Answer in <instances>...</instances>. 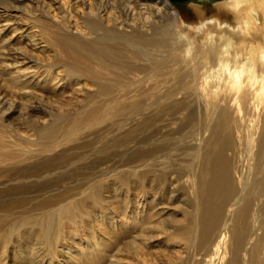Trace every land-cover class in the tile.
Instances as JSON below:
<instances>
[{"label":"bare ground","instance_id":"bare-ground-1","mask_svg":"<svg viewBox=\"0 0 264 264\" xmlns=\"http://www.w3.org/2000/svg\"><path fill=\"white\" fill-rule=\"evenodd\" d=\"M207 2L215 13H226L227 18L212 16L217 19L210 20L211 17L204 19L200 14V24L189 26L168 0H124V3L67 0L66 24L60 28L62 34L48 40L61 66H54L52 72L25 73L18 63L12 64V68L9 64L8 75L13 86L21 87L23 97L41 101L43 96L36 94L44 93L45 87L55 92L66 88V76H72L75 87L91 84L100 94L110 95L105 101L109 108L121 106L114 112L108 109L102 112L110 116L112 123L117 118L124 119L123 124L118 125V132L147 117V183L154 191L153 200H149V204L147 201L149 212L144 221L135 217L132 222L129 220V225L147 229V232L160 226L168 227L179 236V228L183 226L167 221L159 223L162 204L154 207L151 204L159 199L157 190L161 187L160 196L170 201L186 199L188 209L184 213L190 216L191 222L184 241L191 248L181 264H264V0H245L241 11L235 15L229 11L230 5L225 0L190 1L185 5L200 4L193 5L200 12L201 4ZM45 9L50 14L51 7L45 6ZM25 12L29 21L36 18L29 4ZM161 13L169 15L166 23L159 22ZM8 14L7 10L0 13V44L5 40L7 45L6 39L15 42L14 56L27 57L26 48L43 52L38 34L16 26L12 23L13 15ZM77 17L76 21H83L88 33L80 31L79 26H72L71 21ZM91 36L95 38L90 39ZM142 58L151 62L144 79L147 86L133 88L127 83V76L137 71L131 63ZM28 60L41 66L42 62L34 57ZM96 67L124 80L123 83L104 84L95 74ZM60 68L64 76L57 72ZM119 91L122 95L117 93ZM146 92L147 105L124 102L145 96ZM15 106L13 99L7 100L0 93V113L16 111ZM23 111H28V106L23 107ZM37 111L32 108L22 115L27 125L34 124L29 128L35 132L37 120H33L31 113ZM95 113L99 111L87 115ZM129 129L120 139L97 141L91 152L100 153L108 144L128 140L131 138L127 134ZM22 134L19 137L23 146L37 144V140ZM21 144L18 147H22ZM58 148L51 143L40 153L27 150V156L18 160L7 159L8 152L2 156L0 149V168L30 167L22 178L0 184V264H8L6 246L14 242V235L20 239L21 231L26 228L40 239L39 247L31 253L33 264H54L53 260L48 263V259H56L59 254L54 247L62 242L64 226L73 224L69 222L83 223L87 205L104 200L105 186L101 180L78 188L75 200L67 196L52 197L49 184L35 186L34 182L52 176L61 179L66 173L50 174L54 169L53 161L59 159L58 154L54 155ZM136 156L142 157L143 153ZM137 160L133 153L128 167ZM41 166L45 171L30 175ZM126 180L127 177H122L120 181ZM33 183L37 189H47L39 201L32 200L33 196L37 197L34 194L37 191L32 190L35 188L31 189ZM158 186L160 188L155 189ZM25 192L29 196L24 197ZM26 199L34 201L33 206H27ZM107 225L111 231L113 224ZM93 254L82 264L113 263H104V254L98 248ZM70 263L78 264L74 258Z\"/></svg>","mask_w":264,"mask_h":264},{"label":"rangeland","instance_id":"rangeland-1","mask_svg":"<svg viewBox=\"0 0 264 264\" xmlns=\"http://www.w3.org/2000/svg\"><path fill=\"white\" fill-rule=\"evenodd\" d=\"M19 1L0 0V13L4 10L9 11V14L13 15L11 16L13 24H17L16 26L18 27L21 26L23 30L25 28L26 31H34L35 34H38L37 38L41 39L38 41L39 46L43 47L44 50L43 52L42 50L33 52L30 48H26L24 52H26V55L28 54L27 57L14 56L13 54L17 49L14 45L15 42H10L6 39L7 45L4 43L5 40L0 44V47H2L0 48V93L7 100L13 99L16 105V111H12L13 113L9 111L0 113L1 155L4 156L3 153L7 154L8 152V156L10 157L7 156V159L16 158L18 160L26 157L28 151H39L40 153L52 143L53 146H59L55 151L56 154L54 153V155L58 154L59 159L53 161L55 163L53 164L54 169L50 174L53 172L55 175V173H60L61 171L62 174L63 172L66 173L60 176L61 179L59 176H52L48 179L34 182L35 186L49 184L50 187H47L50 195H53L52 197L62 198L63 196H67L68 199L69 197L71 198L70 200L78 198L77 189L80 187H88L90 183H95L98 180H101L105 186L104 200L96 205H87L85 213L83 214V223L69 222L73 224L64 226L61 237L62 242L54 247L56 250L58 249L59 254L56 255V259H48V263L53 260L54 264H71L70 261L74 258L76 263L82 264L87 258H92L95 255L93 253L98 248L104 254V263L113 261L112 264H181V261L186 258L191 248L184 241L190 229L191 222L190 216H186L184 213V210L188 209L185 204L187 202L186 199H180L176 202L170 201L168 197H164V195L160 196L162 187L160 188L158 186L155 189L160 188V190H157V194L159 195L157 198L159 199L151 204L152 206H156L158 203L162 204L159 207L161 208L159 223L167 221L170 224L184 227L179 228L181 229L178 232L179 236L174 235L173 232L175 231L168 229V227L162 228L160 226L157 229L158 231L156 228H153L147 232V229H135V226L129 225L132 219H136L135 217L144 221L142 219L147 217V213L149 212V209H147V201L149 204V200H153L151 196L154 191L151 190L149 183H147V117L140 118L141 120H139L138 124L130 127L127 126L125 130L118 132V125L123 124L124 119L117 118L112 123L109 120L110 116L108 117L107 114L104 115L103 113H105L104 110L106 109L109 112H114L115 108L118 110L121 106H116L113 109L111 107L109 108L105 101H107L110 95L100 94L91 84H87L85 87H75V80L72 76H66L68 80V84L65 86L66 88L55 92L45 87L46 90H44V93L39 91V94H36L39 97L43 96L41 101L36 98L23 97V92L20 91L21 87L13 86L10 82V72L7 70V65L9 64L11 67L12 64L18 63L21 71L25 73L33 72L34 70L42 73L44 71L49 72L51 70L54 71L56 66H61L59 65V59H55L56 55L49 46L48 40L52 41L53 38L62 34L60 30L65 26L67 19V14L64 10L67 6V0H40V2L39 0ZM119 1L124 3V0ZM28 4L34 10L36 16V18L30 21L27 19V15H25ZM209 4L210 2L201 4L203 8H200V12H197L193 6L200 4L180 6L172 4V8H175L179 12L182 20L189 26H197L200 24V14L203 15L204 19L212 16L222 19L227 18L226 13H222L221 11L215 13V10ZM45 6L51 7L50 14L47 13ZM86 8H88L87 5H85V10ZM78 19L77 17L71 21L72 26L75 28L79 26L80 31L85 30V24L81 20L76 21ZM168 19L169 15L167 13H161L158 20L162 24L166 23ZM160 23L157 25L159 26ZM85 33H88V30H85ZM87 38L89 39V37ZM94 38L92 36L90 37V39ZM30 57L40 60L42 62L41 66L34 65L31 60H28ZM131 65L137 71L127 76L129 86L133 88L147 86V80L144 81V79H146L147 69L151 65L150 60L148 58H142L141 60L133 61ZM92 66L95 67L94 65ZM95 69L96 76L106 85L110 82L120 85L124 81L118 77L115 78L109 75L99 67ZM138 69H140V72ZM62 71L63 69L61 68L57 69V72H60V75L64 76V72ZM139 79L142 81L138 84ZM121 92L119 91L117 93L122 95ZM143 95L146 97L136 96L130 101L128 100L129 102L122 100L124 96H121V101L126 102L127 105L134 103H138L140 106L143 104L147 105V92L143 93ZM25 106H28V111H23V107ZM32 108L39 110L37 113H31L34 116L33 120H37L36 132L31 131L29 128V126L34 124L30 123V125H27L28 123L22 117V115L28 114ZM94 110H98L99 113L97 115L96 113L95 115H87L93 113ZM92 115L95 116V119H93L94 117ZM127 128H130L127 134L131 138L128 140L123 139L121 142L112 143L111 145L108 144L104 148V151L100 153L96 152L93 154L91 152L93 151L92 146H97V141H102L103 139L111 140L112 138L120 139L126 135L125 131ZM21 134L26 137L31 136L34 140H37V144L34 146H23L19 137ZM19 144L22 147H18ZM133 153L135 157H138V160L134 162L132 167H128L127 162ZM138 153H143V156H136ZM70 167L73 168L71 169ZM43 169L42 166L40 169H33L30 175H37L45 171ZM29 170L30 167L26 165L17 167L14 170L0 168V184H8L15 178H22ZM101 171L106 173H101ZM103 174L104 176H102ZM122 177H127V180L121 182ZM34 183L31 184V189L32 187L35 188L33 186ZM32 190L37 191L34 192L37 197L33 196L32 200L39 201L43 198L42 193L46 192L47 189L45 191H42V188ZM32 190L30 193H32ZM25 196H29L28 193L25 192ZM26 201H28L27 206H33L34 201H29L28 199ZM156 210H159L158 212L160 213V209L157 208ZM39 216H41V213H39ZM152 221L155 224L156 221ZM108 222L113 224L111 226H113V229L115 227L114 230L108 231ZM21 235L20 239L16 238L17 235H14L12 237L14 242L6 246L5 250L7 252L8 264H33L31 257L34 255H31V253L39 247L40 239L31 234V230L27 228L21 231ZM141 235L143 236L142 238H140ZM90 264H97V261Z\"/></svg>","mask_w":264,"mask_h":264},{"label":"clouds","instance_id":"clouds-1","mask_svg":"<svg viewBox=\"0 0 264 264\" xmlns=\"http://www.w3.org/2000/svg\"><path fill=\"white\" fill-rule=\"evenodd\" d=\"M226 3L230 5L229 11L234 15L239 13L244 5L245 0H225ZM210 20L217 19L215 17L209 18ZM227 23V22H224Z\"/></svg>","mask_w":264,"mask_h":264},{"label":"water","instance_id":"water-1","mask_svg":"<svg viewBox=\"0 0 264 264\" xmlns=\"http://www.w3.org/2000/svg\"><path fill=\"white\" fill-rule=\"evenodd\" d=\"M171 4H174L176 6L185 5L189 3L190 1H201V0H168Z\"/></svg>","mask_w":264,"mask_h":264}]
</instances>
